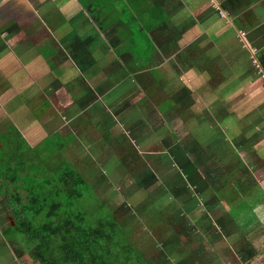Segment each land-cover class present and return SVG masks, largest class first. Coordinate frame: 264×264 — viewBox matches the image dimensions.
Returning a JSON list of instances; mask_svg holds the SVG:
<instances>
[{
    "label": "crops",
    "instance_id": "1",
    "mask_svg": "<svg viewBox=\"0 0 264 264\" xmlns=\"http://www.w3.org/2000/svg\"><path fill=\"white\" fill-rule=\"evenodd\" d=\"M3 7H7L8 12L6 16L0 15V24L4 23L0 28L1 49L2 35L6 40V35L11 38L12 33L16 32L13 28L16 19L12 12L17 9L22 14L20 26L26 22L25 33L29 40L26 41V48L19 47L17 39L14 41L17 46L13 47L14 52L18 47L20 51L25 48L22 57L5 51L11 55L10 60L17 63L5 67L4 75L0 78V87L2 86L4 95H12L11 101L23 102H27L26 99L16 98L18 94L9 88L14 82L7 79H26L32 82L29 88H43L45 98L36 102L38 114L34 115L35 120L48 117L47 114L42 118L41 114L46 112L50 99L53 98V102L54 99L59 103L64 102L65 98L59 97L65 95L62 93L63 86L70 80L74 83L78 81L77 94L82 92L81 90L92 91L91 87H86L87 78H90L92 83L94 78L100 79L101 76L107 79L113 73H120L121 66L125 67L126 74L130 72L141 83L146 79L145 73L150 75L153 83L159 82L153 87L157 92L153 95V105L159 112L160 107H163L165 113H168L167 118L170 121L166 122L172 129L174 142H178V147L182 149L181 140L177 136L182 137L186 133L197 134L194 128L188 126L195 119L203 117L205 110L211 113L214 120L224 118L228 124L232 119L242 116L245 111H238L236 105L242 104L234 99V96L239 98L241 91L250 92L249 99L255 105L258 104L264 77V0H29L26 3L14 0ZM167 23L170 26H167ZM31 24L33 31L30 35ZM55 24L56 28L59 27L58 35L45 36V31L51 30ZM50 39L54 41L55 48L49 47L46 50L42 45L39 47L40 52H34L36 40L44 43ZM254 48L257 49L256 57H251L250 52ZM29 53L34 54L30 67H27L24 76L17 74L15 67L19 65L18 62L22 64ZM183 54L191 55L186 66L193 78L199 74L208 76L201 84L193 78L185 82L188 86H195L194 88L185 87L183 82L176 81L182 69L174 65L181 60ZM59 56L62 57L58 58ZM173 57L174 61H170ZM12 61H2L0 58V69L3 64ZM66 66L71 69L69 75H63ZM29 69H32L33 75L29 76ZM154 71H157L156 74ZM104 72L107 73L103 74ZM158 72L162 75L161 80L158 79ZM66 76H69L70 80L61 79ZM161 84L167 86L168 91L164 94L157 88ZM106 89L108 88L103 86L100 93H104ZM1 94L0 91V97ZM23 95L28 97L29 92L26 91ZM191 97L193 101L197 98V103L192 104ZM259 102L261 106L258 107L257 123L263 137L258 141L254 140V131L251 129L256 123L247 124L250 137L245 143L250 142L247 153L249 159H244L241 164L244 167L234 174L237 181L239 178L246 179V175H242L245 174L242 172L246 166L254 169L250 171V175L252 173L255 176H264V145L257 148L259 141H264V111L261 109L264 106V98ZM31 108L35 110L33 106ZM141 110L145 111L146 106ZM42 122V125L46 123ZM180 125H185L184 129L179 128ZM18 132L23 134L20 128ZM243 132L245 129L240 130V134ZM67 136H74L69 144L76 138V135L71 133ZM24 139L32 147L41 143L32 144L25 135ZM184 174L188 175L186 172ZM245 196V202L239 199L240 206L244 203L245 207L237 211L229 209L233 221L229 230L233 231V238L228 241L226 238L225 241L186 239L182 242L175 262L174 258H170L171 255L167 256L163 251L168 241H159L163 249L158 247V257L153 256L154 264H264V184L250 181ZM192 198L199 199L197 196ZM196 210L202 209L198 207ZM246 211H249V219L239 220ZM200 215L195 219H199ZM169 218V215L161 217L158 224L165 221L171 234L176 236L178 234L175 233ZM185 220L187 225L194 222L193 216H187ZM212 223L211 217L203 219L202 229L210 227ZM203 242H206L208 247L201 255H195L197 246Z\"/></svg>",
    "mask_w": 264,
    "mask_h": 264
},
{
    "label": "rangeland",
    "instance_id": "2",
    "mask_svg": "<svg viewBox=\"0 0 264 264\" xmlns=\"http://www.w3.org/2000/svg\"><path fill=\"white\" fill-rule=\"evenodd\" d=\"M13 1L1 0L0 9L2 12L0 15H5L8 12L7 7H3V5L6 6ZM28 1L18 0V2L25 3ZM13 9L17 8L13 7ZM12 14L16 19L13 26L16 32L12 33V40L9 35H6L9 39L4 40V35H2V49L0 47L2 61H6V59L12 61L10 60L12 59L11 55L5 51H11L12 55L16 53L17 56L22 57L26 41L29 40V36H26L25 33L26 22L20 26L22 14L18 9ZM3 25L4 23H1L0 28ZM56 25H53L51 30L45 31V36L58 35L59 27L56 28ZM168 25L170 26L169 23H167ZM32 31L33 25L31 24L30 35ZM16 39L19 47H25L22 51L18 47L14 52L15 48L13 47L16 46L14 42ZM42 45L46 50L49 47L55 48L54 41L51 39L44 43H41V40H36L34 52H40L39 47ZM1 50L3 51L1 52ZM250 53L251 57H256L257 49L254 48ZM16 54L14 55L16 56ZM32 56L34 54L29 53L22 64L18 62L19 65L15 67L17 74L23 76L26 74ZM189 58L191 55L183 54L181 60L174 65H177L178 69H182V72L178 73L176 81L183 82L185 87L194 88L193 85L185 84L187 80L193 78L186 66ZM169 60L174 61V57ZM16 63L13 60L12 63L3 64L0 69L2 72L0 78L1 75H4L5 67L14 66ZM119 69H122L120 73H113L114 75L112 74L107 79L104 76H101L100 79L94 78L93 83L90 78H87L86 87H91L92 91L81 90L82 92L79 94H77L78 89L76 88L78 81L74 83L69 76L61 78L64 81L70 80L63 86L64 92L62 93L65 95L59 97L60 99L65 98V100L63 103H59L54 99L55 102H53V98L50 96L52 100L50 99L49 106L47 105V109H45L47 113L41 114L42 118H45L47 114L48 117L43 120H35L34 117L38 114L36 111L37 100L45 98L44 89L40 86L29 88L32 86V82L26 79H7V81L14 82L13 86L9 88L18 94L16 98H25L27 102L11 101L12 95H4L2 86L0 87L2 93L0 97V145L3 144L5 148L0 151V160L6 157L12 167L29 164V148L24 135L32 144L41 142L39 146L43 151L51 147L57 148L50 142L51 140L64 142V136L70 133L74 134L76 138L63 149L64 160L80 174H83L95 190L97 197L113 209L115 217L122 220L127 226L132 240L138 248L143 250L146 257L153 258L154 255L156 258L158 257V247L163 249L160 247L159 241H168L164 245L163 251L167 256L171 255L170 258L172 260L174 258L175 262L176 256L180 253L182 242L186 239L188 241H223L226 238L228 241L229 238H233V231L229 230L233 222L229 209L237 211L245 207L244 203L240 206L239 199H242L243 202L246 201L245 191L250 181L251 183L264 184V176H255L252 173L250 175V171L254 169H251V166H246L242 172L245 173L242 175H246V179L242 177L243 180L239 178L237 181L234 175H231L228 183L214 192L211 183L209 184L203 177V173L196 169L194 165L196 159L191 156L192 160H190L188 151L178 147V142H174L171 134L172 129L166 122L170 121L167 118L168 113H165L163 107H160L161 113L154 107L153 95L157 92L153 88L155 83L151 81L150 75L145 73L146 79L141 83L130 72L126 74L125 67L121 66ZM198 70L201 71L200 68ZM70 72V67L66 66L63 75H69ZM128 73L131 75L128 76ZM30 75H33L32 69H29ZM207 78L206 74H199L193 79L201 84ZM263 78L259 101L264 98ZM101 86L108 89L104 93H100ZM231 87L233 89L234 84ZM26 91L29 92L28 97L23 95ZM249 97L250 92L245 90L241 91L239 98L234 96L235 101H240L242 104L236 105L238 111L242 109L245 111L242 116L232 119L228 124L225 123L224 118L215 117L217 121L214 120L211 113L205 110L203 117L195 119L188 126V128H194L197 131L199 140L209 146V152L217 151L220 162L217 163L218 167H213V172L232 165L231 160L234 153L237 154L239 163L234 174L244 167L241 164L244 159H249V156L247 151L240 152L236 145H245V141L249 140L248 125L256 123V126L251 129L254 131L252 133L254 140L258 141L263 137L257 123L260 102L258 101V104L255 105ZM190 101H193V97L190 98ZM196 101L197 98L192 104L197 103ZM29 105L33 106L35 110L31 106L29 108ZM145 106L146 110H141ZM261 109L264 111V106ZM42 121L46 123L40 124L43 123ZM16 125L24 135L18 132L19 128ZM184 126L180 125L179 128L184 129ZM241 129H245V132L240 134ZM56 133L59 136H55ZM263 145L264 141L261 140L257 148ZM33 151L36 154L41 153L36 149ZM58 151L59 149L53 150L52 154ZM49 156H52V159L56 157L51 154ZM203 169L208 173H213L211 165L208 169L205 167ZM184 172L188 175L185 176ZM9 187L11 188V186ZM190 195L191 198H189ZM192 196H197L200 200L192 198ZM8 201V197L4 194L0 195V264H33V261L26 257L25 244L19 238H10L6 234L7 229L14 223ZM98 202L96 198L83 199L82 201L84 207L89 211V218L92 221L97 220L100 215L101 208H99ZM198 207L202 210L197 211ZM191 211L193 212L191 213ZM167 215L170 216L169 220L174 227L172 228L178 234L179 239L171 234L165 221L163 224H158L159 219ZM198 215H200V220L195 219ZM187 216H193L194 222L187 225L185 220ZM207 217H211L213 223L210 227L202 229L203 219ZM242 219H249V211L239 218V220ZM222 222L225 226H220ZM215 227L219 228L214 229ZM223 234L225 236H222ZM177 243L178 245H176ZM207 247L208 244L203 242L197 246L194 254L201 255Z\"/></svg>",
    "mask_w": 264,
    "mask_h": 264
},
{
    "label": "trees",
    "instance_id": "3",
    "mask_svg": "<svg viewBox=\"0 0 264 264\" xmlns=\"http://www.w3.org/2000/svg\"><path fill=\"white\" fill-rule=\"evenodd\" d=\"M158 79H162L159 72ZM157 88L161 94L168 91L165 84ZM64 138V142L51 140L57 148L43 151L39 145L32 147L26 140L28 165L12 167L6 157L0 160V195L8 197L14 220L6 231L7 236L19 238L25 244L26 257L33 264H154V259L146 257L136 246L127 226L115 217L113 209L97 197L83 174L64 160L63 149L74 136ZM177 138L190 157L196 159V169L211 183L214 192L228 183L239 167L234 153L232 165L213 172V167H218L220 162L216 150L209 152V146L195 133ZM249 146L250 142L237 145L244 153L249 152ZM3 149L2 144L0 151ZM35 149L41 153H34ZM49 154L56 155L55 159ZM209 165L213 173L203 169ZM88 198L99 201L100 215L95 221L89 218L90 213L82 204ZM175 237L179 239L178 235Z\"/></svg>",
    "mask_w": 264,
    "mask_h": 264
}]
</instances>
